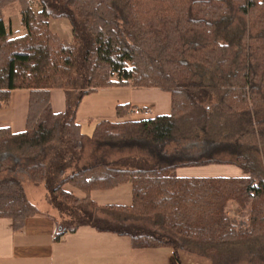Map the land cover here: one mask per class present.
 Here are the masks:
<instances>
[{
	"label": "trees",
	"instance_id": "1",
	"mask_svg": "<svg viewBox=\"0 0 264 264\" xmlns=\"http://www.w3.org/2000/svg\"><path fill=\"white\" fill-rule=\"evenodd\" d=\"M14 2L21 36L5 21ZM51 17L70 21L71 41L51 30ZM104 87L168 91L171 113L104 120L86 136L78 108ZM57 88L66 94L63 113L52 107ZM15 89L30 91L26 129L0 127V217L15 230L43 214L25 191L28 176L75 221L56 220V241L91 226L129 236L135 249L171 248L176 264L181 253L208 264H264V0H0V104ZM130 108L118 105L117 116ZM206 165H235L244 176L176 173ZM124 182L131 205L89 196Z\"/></svg>",
	"mask_w": 264,
	"mask_h": 264
},
{
	"label": "crops",
	"instance_id": "2",
	"mask_svg": "<svg viewBox=\"0 0 264 264\" xmlns=\"http://www.w3.org/2000/svg\"><path fill=\"white\" fill-rule=\"evenodd\" d=\"M29 100L28 89L13 90L10 100L0 104V127H10L14 133L23 132L27 124ZM51 101L54 112H65L66 94L63 89H52ZM124 104L130 105L131 108H149L152 112L149 118H153L171 113L172 97L170 92L157 87L99 88L86 95L78 108L77 122L83 134L84 125L92 129L93 124L95 131L96 125L104 120H140L129 115L131 108L127 115L118 117L117 106ZM215 166H222L220 169L237 173L239 176L236 177L244 176L243 171L239 172L235 165L181 167L176 173L180 177H212L208 170ZM197 167L207 170L199 173L203 175H196L193 173L195 170H189ZM64 189L80 199L87 196L85 192L70 184H66ZM89 196L99 205H131L132 184L124 182L113 189H95ZM42 211L43 214L29 217L18 230L14 229L12 219L0 217V264H142L146 257H150L149 260L153 264H176L171 248L169 252H163L162 248H152L157 249L155 251L135 249L129 236L98 231L91 226H80L74 232L67 231L56 241L57 218L47 211Z\"/></svg>",
	"mask_w": 264,
	"mask_h": 264
},
{
	"label": "rangeland",
	"instance_id": "3",
	"mask_svg": "<svg viewBox=\"0 0 264 264\" xmlns=\"http://www.w3.org/2000/svg\"><path fill=\"white\" fill-rule=\"evenodd\" d=\"M33 7L36 11L39 9V5H38L37 1L34 2ZM4 13H5L6 24L12 30V32L15 34V36H21V35L26 33V30L22 26L21 8H20V4L18 2H14L11 5H9L5 9ZM49 25H50L51 30L53 32L57 33L61 38L68 40V41H71L73 39L71 23L67 18H53V17H51L49 19ZM84 129H85L84 133L86 136H89V135L91 136L92 133L94 132L93 124H92V129H91V127H89L87 125H84ZM89 151H90V149L88 150V152ZM119 155H120V153L115 151L114 154H112L110 156L111 157H117ZM220 168H223V167L222 166L211 167V169L208 171H210V173H211L210 175H213V176H229V177L239 176L235 172L228 171V169L223 170ZM236 168H237V170H239V172H242V170L240 168H238V167H236ZM189 170H195V172L193 171V173H195L196 175H203V174H199V173L204 172L203 170H207V169H203L202 167H197V168H192ZM223 171H225V172H223ZM207 177H211V176H207ZM23 183H24V188H25V191H26L29 199L35 205H37L41 210H44V211L51 213L52 215L55 216V218H57L60 222L64 223L65 225L73 226L75 224V221H73L72 219H70L68 217H63L62 215H60L58 213V211H56L55 209H53L49 205L48 200H47L49 193H48V190H47L45 185L34 184L28 178V176L24 177ZM236 211H237V205L233 202L229 203V206H228L229 215L236 216ZM148 250L155 251L157 249H148ZM161 250H163V252H165V251L169 252L170 251L169 248H162ZM180 256H181L180 257L181 258L180 264H208L209 263L208 261H206L204 259L197 258L196 256H193V255H187L186 253H181ZM149 258L150 257H146V261L142 264H153V262L151 263Z\"/></svg>",
	"mask_w": 264,
	"mask_h": 264
},
{
	"label": "built area",
	"instance_id": "4",
	"mask_svg": "<svg viewBox=\"0 0 264 264\" xmlns=\"http://www.w3.org/2000/svg\"><path fill=\"white\" fill-rule=\"evenodd\" d=\"M129 115L134 119H147L152 115V112L149 108L135 106L129 111Z\"/></svg>",
	"mask_w": 264,
	"mask_h": 264
}]
</instances>
